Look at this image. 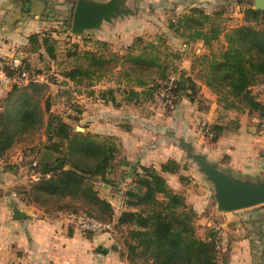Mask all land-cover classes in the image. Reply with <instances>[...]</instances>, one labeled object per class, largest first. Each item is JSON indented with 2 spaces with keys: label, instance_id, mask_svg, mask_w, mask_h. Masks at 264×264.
<instances>
[{
  "label": "trees",
  "instance_id": "16d2710c",
  "mask_svg": "<svg viewBox=\"0 0 264 264\" xmlns=\"http://www.w3.org/2000/svg\"><path fill=\"white\" fill-rule=\"evenodd\" d=\"M125 14H132V11L123 6L118 16ZM243 14L246 23L224 31L210 14L192 8L176 21H171L168 27L180 36H185L189 43L200 40L208 48L223 35L224 46L221 50L214 52L210 49L207 54L197 55L204 63L202 81L216 93L217 101L224 109H235L238 112L247 109L249 113L255 111L264 118V101L259 100L251 90L255 83L264 81V10L255 9L251 4ZM60 15L61 12L53 8L52 1L44 0L41 17L67 24L72 12L69 16ZM252 21L260 26L251 24ZM48 36L42 32L30 34L27 37L26 52H40L41 47H44L47 54L53 57L54 49L47 45ZM50 38H54L53 35ZM137 41H142V37L135 36L126 49L136 46ZM104 42L102 45H106ZM153 44L148 43L147 47L154 48ZM140 49L137 53L128 50L121 56L113 53L111 57L121 59V66L129 63L128 66L133 70L138 68L140 72L157 76L154 91L132 90L126 97L128 101H154L166 90L170 94L167 104L175 105L183 96L196 102L201 109L195 81L188 76L185 81H181L185 70H181L173 85L166 88L162 81L173 72L167 73V65L157 63L159 57L152 55V49L147 50L146 46ZM83 57L87 59V65L74 66L62 75L74 83L82 82L90 79L104 63L112 60L97 55L95 51H86ZM27 61L22 59L28 74L32 75L35 71L29 69ZM136 82L140 86L145 84L144 79H136ZM41 83L28 81L26 84H13L0 100V157L22 136L32 135L44 126L45 143L39 161L26 163L29 171H33V166L40 173L38 179L29 181L26 186V202L39 206L51 216L47 206L51 199L57 212L83 211L80 208L86 207L89 210L86 212L98 219L101 218L91 212H106L109 218L105 220L114 222L117 230L126 227L127 239L124 240L127 254L122 251L120 255L126 258L128 264H219L217 229L205 226V235L199 236L194 223L196 212L188 206L184 194L171 188L161 174H177L181 181L184 179L181 173L184 165L173 158L161 162L159 169L153 165H138L142 173H133V187L123 191V204L126 208L115 216L112 204L99 196L92 179L102 178L107 181V174L113 170L116 161L117 145L115 147L112 141L107 143V140H111L110 135L70 129L60 114L50 111L48 101L41 107L39 98L32 95ZM100 98L105 102H115L113 88L101 91ZM43 113L47 114L45 122ZM238 126L239 121L235 127L227 123H213L204 125L203 130L211 133L210 140L215 141L224 131H236ZM60 159L69 167H54ZM32 162L36 164L32 165ZM42 165L46 169H42ZM261 208H264V203Z\"/></svg>",
  "mask_w": 264,
  "mask_h": 264
},
{
  "label": "rangeland",
  "instance_id": "374dc122",
  "mask_svg": "<svg viewBox=\"0 0 264 264\" xmlns=\"http://www.w3.org/2000/svg\"><path fill=\"white\" fill-rule=\"evenodd\" d=\"M122 1L124 6L126 5L125 3H129V9L132 12L134 11V14H138V18L141 17L143 19L142 23H145L146 17L148 16L147 21L150 26L151 15L159 17V22H157L159 26L158 30L156 27L151 28L145 34L141 35L142 41H137L135 42L136 46H130V49H126L127 47H119V43L114 44L115 42L110 41V39L107 40L106 37H108V34H105L104 37L107 41L99 38L102 34L98 33L96 29H98L100 25L96 28H87L83 29L81 32H74L71 30L70 20L67 24L59 23L54 28H48L42 31L45 35H49L47 45H51L53 47V57L47 54L44 47H41L40 52H35L30 56V58L27 57V59H29L27 61L29 69H32L33 72L35 71V73L43 76V81H41L42 83L35 91L32 92V95L39 98L41 107L44 106L45 101H48L47 103L50 111L52 113L60 114L69 124L70 129L85 132L91 130L90 128L95 129L97 125H102V115L97 112V109L99 112L105 109V115L107 114L106 117H110L108 123L106 124H109L112 127V129H110L112 133L109 134L111 140H107V143L112 141L115 147L117 145L115 151L116 161L113 170L107 174V181L102 178H94L92 180L94 181L93 185L96 186L98 193L104 197V199H108V201L112 204V210L115 216L126 208L123 204V191L128 187H133V182H131L135 178L133 173H142L138 163L129 164L128 162L124 163L121 161V157L124 153H126V150L124 151L120 149L118 135H115V133H118L120 126H129V123L127 122L129 117H133V119L135 117H139L138 119L141 123H138L139 126H137V128L140 130V135L146 133L147 136H152L151 139L149 138L150 141L156 143L157 137H160L162 134L160 129L161 125L163 123L166 125L165 122H161L162 117L166 118L164 115L166 112L170 111L171 105L167 104L168 100L157 96L154 100L156 105L157 100L162 105L160 113L159 110L157 113V106L155 104L151 105L153 101H144L139 103H135L134 100L128 101L126 97L131 94L130 91L132 90H136L138 92L142 89L152 91L154 89L153 86L155 80H157V76L154 74L149 75L144 71L140 72L137 70L138 68L133 70L128 66L129 63H125L121 66V59L114 57V59L111 58L113 53L121 56L128 50L137 53L141 51L140 48L145 46L147 50L152 49V55H157L159 57L157 63L159 62L162 65H167V73L173 72L171 74H175L178 77L181 70H185V75L183 77L188 76L195 81V89L197 90V98L201 103V108L206 110L212 109L213 114L215 115L213 122L210 124H213L214 122L227 123L228 126L235 127L239 121L237 130L241 129L244 137H254L255 135L252 133L253 129H256V132L259 130L261 134H264V118L260 117L257 112L252 111L249 113L247 109H244L242 112H238L235 109H224L218 103L216 93L202 81L201 75L204 71V63L197 58V55L201 53L207 54L210 49L214 52L221 50L224 46V36L220 35L216 41L211 43L210 48L203 46L201 47V51H198V48H196L198 46L195 44L196 42L189 43L185 36H180L179 33L168 27L171 21H176L177 18L185 13H188L190 9L199 8L210 14L215 21L219 22L224 31H228L237 25L246 23L243 11L251 4L253 6V0H158L160 3L158 13H156L157 11L154 9L150 8L151 0ZM115 21H117V17L112 18L111 21L106 22L108 24L105 25H109V23H111V29H115ZM251 24H255V22L252 21ZM256 26H260V24H257ZM52 29V32L55 33H50ZM39 35L42 37L41 34ZM50 35H53L54 38H50ZM103 42L106 45H102ZM148 43H154L153 45L155 47H147ZM86 51H95L97 55H101L105 59L112 60L104 63L100 70L88 80L74 83L65 78L62 74L67 69L77 65H87L88 61L85 57H83ZM153 69H156V67ZM136 79H144L145 84L142 86L138 85ZM201 84H204L207 87L206 94L202 91ZM108 87H112L114 90L115 102H111L110 100L105 102L100 98V92L108 89ZM261 97L262 98L259 100L264 101V96L261 95ZM94 111H96L95 114L93 113ZM91 114H93L95 118H99V121L98 119L95 120L98 124L91 120ZM46 118L47 114L43 113L44 122ZM201 123L199 127H203L204 124ZM210 124L206 123L205 125ZM153 125L154 127L152 128ZM201 130V132L204 133V137L207 139L206 142L210 141L211 136L208 135L207 130ZM171 134L170 130L165 133V135ZM44 143V126H42L32 135L22 136L10 149L5 152L2 157H0V184L8 185L7 187L10 188L14 187V190L18 192L24 204H26V195L24 193V191H26V163L29 161H39L40 154L43 152ZM248 144L250 147L251 143L249 142ZM198 155L199 156L189 157L187 161L182 162L185 167L182 172L187 174H182L184 175V179L180 181L182 187L179 186L177 192L184 193L185 197H188V199L196 197V199H201V202L203 201L204 205H207L206 208L204 206L205 209L202 211L203 213L206 211L208 215L210 214L209 209H212V207L220 212H230L217 208L215 199L216 188L214 183L209 179L208 174L199 164L197 158L200 157L201 154L198 152ZM117 160L119 161L118 163ZM206 162L209 165L214 166L217 164L213 161ZM68 167L69 164H66V168ZM31 169L33 172L37 171V167L32 166ZM13 177L17 178V182L14 186H11L13 183ZM256 178H247L239 181L254 184L260 183L263 179L262 177ZM100 182L106 184V189L101 187ZM52 201L53 200L51 199V201L47 202V206L48 212L53 215L56 214L57 211L52 204ZM188 202L190 203H186L192 208V201L188 200ZM76 205L81 204L76 203ZM260 208L261 204L249 208L234 210L232 213L234 216L235 214L237 216V214L241 211H256ZM80 210L89 212L86 207L80 208ZM58 212L61 213L63 211ZM65 212L72 211H64V213ZM91 213L101 218L100 220L102 221H107L105 219L109 218L105 214L106 212L99 213L96 210ZM234 219L227 222V227H224V231L222 230V233L221 230H217L216 245L219 250V264L225 262L226 255L229 250L228 247L231 241L234 240L236 236H242L246 233L244 229L239 232L234 231L236 229ZM213 222L216 221L214 220ZM194 223L197 225V234L199 236H204L206 233V230L204 229L205 225L199 223L198 218L196 217L194 218ZM72 224L78 230L82 231L79 226L74 223ZM210 227L217 228L218 225L215 223L214 226ZM126 231V227L123 226L120 227L119 230L116 229V234H111L109 231L90 233L99 235L105 234L112 237L114 242L119 245L118 252L121 254L123 251L124 254H127L126 240H124L127 239ZM82 232L89 234V231ZM110 249H113V247L110 246ZM126 264H128L127 260Z\"/></svg>",
  "mask_w": 264,
  "mask_h": 264
},
{
  "label": "crops",
  "instance_id": "0c3cea01",
  "mask_svg": "<svg viewBox=\"0 0 264 264\" xmlns=\"http://www.w3.org/2000/svg\"><path fill=\"white\" fill-rule=\"evenodd\" d=\"M50 1L53 2V8L61 12V17L62 14L69 16L75 3V0ZM125 4L130 8L129 3ZM159 5L158 0H151L150 8L158 13ZM43 9L44 0H0V52L2 54L7 56L16 54L25 61L27 57L30 58L34 54L26 52L27 37L32 33H40L61 24V21L46 20L41 17ZM138 17L139 15L134 14V11L132 14L117 16V21L114 22L115 29H111V23L105 25L108 24L107 21L101 22L96 29L102 34L99 38L105 41L110 39L115 42L114 44L119 43V47L122 48L129 45L135 36H141L153 27L158 30L159 17L151 15L150 26L147 21L148 16L145 23H142L143 19ZM105 34H108L107 40L104 38ZM195 44L198 46L197 50L201 51V47L204 46L202 41L198 40ZM201 85L202 91L206 94L207 87L204 84ZM9 89L0 86V100ZM153 104L156 105V102L153 101L151 105ZM156 106L157 113L158 110L160 113L162 105L158 100ZM170 107V111L164 115L166 118L162 117L161 122H165L166 125L161 123L162 134L157 137L156 143L150 141L152 136L149 137L146 133L140 135V130L137 128L138 123H141L139 117L134 119L129 117L127 121L129 126L119 127L115 135H118L120 149L126 150L121 161L129 164L153 165L159 169V164L168 158L182 163L189 157L199 156V152L205 162H216L217 169L232 179L239 181L262 177L261 181L264 180V134H261L259 130L256 132V129H253L252 133L255 136L252 138L244 137L241 129L224 131L217 140L206 142L207 139L201 132L203 127L199 126L201 122L204 125L213 122L215 115L211 106V110L200 109L196 102L182 96L177 104ZM104 110L99 112L97 109V112L102 115L103 124L97 125L95 129L90 128V132L101 135L112 133L110 131L112 127L106 124L110 117H106ZM93 113L95 114L96 111ZM90 116L92 121L97 119L99 121V118H95L93 114ZM168 130L171 131V135H165ZM33 173L26 166V186L32 180ZM161 174L175 191L179 186L182 187L177 174L168 172H161ZM12 180L11 186H14L17 178L13 177ZM100 184L106 189V184L103 182ZM7 186L0 184V264H126L125 257L123 258L118 252L119 245L112 237L105 234H87L78 230L69 222L64 211L51 216L33 203L24 204L15 188ZM94 187L97 190L95 185ZM99 196L104 198L100 194ZM196 198L185 197V200L187 203H190L188 200L192 201L191 206L197 214L199 223L205 226H214L217 223L216 229L221 230L222 233L224 227H227V222L235 218L234 231L239 232L244 229L246 232L231 241L226 260L221 264H264V208L256 211L244 210L234 216L232 211L220 212L212 207V209L208 208L210 212L208 215L206 211L205 213L202 211L207 205ZM14 207L25 212L26 217L12 218ZM214 220L216 222H213ZM110 246L113 249H110Z\"/></svg>",
  "mask_w": 264,
  "mask_h": 264
},
{
  "label": "water",
  "instance_id": "95a60500",
  "mask_svg": "<svg viewBox=\"0 0 264 264\" xmlns=\"http://www.w3.org/2000/svg\"><path fill=\"white\" fill-rule=\"evenodd\" d=\"M123 6L122 0H75L71 15V30L81 32L83 29L96 28L102 21L108 22L117 17ZM253 8L264 10V0H253ZM181 81H185V77ZM197 159L209 179L214 183L218 209L234 211L264 203V180L254 184L241 182L219 171L216 166L207 164L201 157ZM54 167L66 168V164L64 165V161L60 159L54 164ZM42 169H46L45 165H42ZM25 217L26 213L18 207L12 209V218Z\"/></svg>",
  "mask_w": 264,
  "mask_h": 264
},
{
  "label": "built area",
  "instance_id": "2783aa9c",
  "mask_svg": "<svg viewBox=\"0 0 264 264\" xmlns=\"http://www.w3.org/2000/svg\"><path fill=\"white\" fill-rule=\"evenodd\" d=\"M177 79L175 74H170L165 81H162L166 88L173 85ZM28 81L41 82L43 76L33 73L29 75L26 68L23 65L22 58L18 55L7 56L0 52V86L3 88H10L13 84H26ZM251 90L258 99H261V95L264 96V81L255 83ZM170 94L168 91H163L161 97L168 100ZM211 136V133H208ZM32 162V165H35ZM40 173L34 172L31 176L32 180L38 179ZM65 216L75 225L79 226L82 231H89L94 233L99 232H111L116 234V227L114 222L102 221L88 214L85 211L77 212H65Z\"/></svg>",
  "mask_w": 264,
  "mask_h": 264
}]
</instances>
